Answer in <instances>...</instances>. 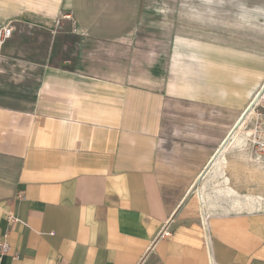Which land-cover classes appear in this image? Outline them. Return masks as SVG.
Here are the masks:
<instances>
[{
  "label": "crops",
  "instance_id": "crops-1",
  "mask_svg": "<svg viewBox=\"0 0 264 264\" xmlns=\"http://www.w3.org/2000/svg\"><path fill=\"white\" fill-rule=\"evenodd\" d=\"M195 5L0 0V264H210L203 212L218 264H264V157L222 147L264 42Z\"/></svg>",
  "mask_w": 264,
  "mask_h": 264
},
{
  "label": "built area",
  "instance_id": "built-area-1",
  "mask_svg": "<svg viewBox=\"0 0 264 264\" xmlns=\"http://www.w3.org/2000/svg\"><path fill=\"white\" fill-rule=\"evenodd\" d=\"M64 18L73 20L71 14L64 15ZM13 31V26H7L0 29V45L5 44V42L12 36ZM248 111L252 112V117L247 125V128L250 129L251 139H247L246 136L248 134L247 132L243 131L234 141H232V133L224 140L222 147L228 152L250 151L264 157V83L255 94L254 98L251 100L246 110L243 112L241 119L247 114ZM238 123L236 124V126L238 125ZM9 219L12 222L18 221V219L12 215L9 216ZM201 220L204 230L205 244L209 253L210 264H218L214 258L213 253V238L209 226V216L206 215L205 212H203ZM170 235L171 232L166 227L161 232L160 237H168ZM7 237L8 234H6L4 240L0 242V260L9 251V242L7 240Z\"/></svg>",
  "mask_w": 264,
  "mask_h": 264
},
{
  "label": "rangeland",
  "instance_id": "rangeland-1",
  "mask_svg": "<svg viewBox=\"0 0 264 264\" xmlns=\"http://www.w3.org/2000/svg\"><path fill=\"white\" fill-rule=\"evenodd\" d=\"M156 2L188 3L196 4L201 17L209 15L214 18L216 29L217 24L222 25L224 18H229L231 33L240 35H255L264 42V0H151ZM209 10L207 11V9ZM206 19V18H205ZM69 33L75 34L76 28L73 21L67 19ZM251 112H247L249 115Z\"/></svg>",
  "mask_w": 264,
  "mask_h": 264
},
{
  "label": "bare ground",
  "instance_id": "bare-ground-1",
  "mask_svg": "<svg viewBox=\"0 0 264 264\" xmlns=\"http://www.w3.org/2000/svg\"><path fill=\"white\" fill-rule=\"evenodd\" d=\"M251 117H252V112L248 115V120H247V123L249 122V120L251 119ZM246 118V117H245ZM245 124V123H244ZM239 127V126H238ZM240 128V127H239ZM238 129V128H237ZM241 129V128H240ZM234 131V130H233ZM244 131V130H243ZM237 132V131H236ZM246 132H247V136L249 137V135H250V131L249 130H247L246 129ZM237 133H239V132H237ZM236 135V134H235ZM238 136V135H237ZM247 138V137H246ZM264 194V193H263ZM254 198V197H253ZM255 201H257V199L255 200ZM260 202H261V200H259ZM259 201H257V202H259Z\"/></svg>",
  "mask_w": 264,
  "mask_h": 264
}]
</instances>
